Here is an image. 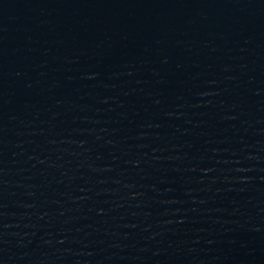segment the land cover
<instances>
[{"label": "water", "instance_id": "1", "mask_svg": "<svg viewBox=\"0 0 264 264\" xmlns=\"http://www.w3.org/2000/svg\"><path fill=\"white\" fill-rule=\"evenodd\" d=\"M0 264H264V0H0Z\"/></svg>", "mask_w": 264, "mask_h": 264}]
</instances>
